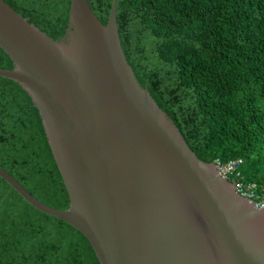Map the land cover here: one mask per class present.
I'll use <instances>...</instances> for the list:
<instances>
[{
    "label": "water",
    "instance_id": "obj_1",
    "mask_svg": "<svg viewBox=\"0 0 264 264\" xmlns=\"http://www.w3.org/2000/svg\"><path fill=\"white\" fill-rule=\"evenodd\" d=\"M112 0L102 23L70 0L54 39L0 0V48L38 109L69 204L51 207L0 167L38 210L69 223L99 264H264V197L188 146L123 52Z\"/></svg>",
    "mask_w": 264,
    "mask_h": 264
},
{
    "label": "trees",
    "instance_id": "obj_2",
    "mask_svg": "<svg viewBox=\"0 0 264 264\" xmlns=\"http://www.w3.org/2000/svg\"><path fill=\"white\" fill-rule=\"evenodd\" d=\"M54 39L70 0H4ZM106 23L112 0H87ZM125 57L141 86L204 161L241 159L264 195V0H117ZM0 48V68H12ZM0 167L59 209L69 197L38 109L0 76ZM231 176L228 180H232ZM0 264H99L83 233L27 202L0 177Z\"/></svg>",
    "mask_w": 264,
    "mask_h": 264
},
{
    "label": "built area",
    "instance_id": "obj_3",
    "mask_svg": "<svg viewBox=\"0 0 264 264\" xmlns=\"http://www.w3.org/2000/svg\"><path fill=\"white\" fill-rule=\"evenodd\" d=\"M235 181L236 183L244 186L245 188L259 194L256 189V185L250 182H243L239 178V171L238 167L241 164V159H233L225 162H220L219 160H215ZM260 196L264 197V195L259 194Z\"/></svg>",
    "mask_w": 264,
    "mask_h": 264
}]
</instances>
